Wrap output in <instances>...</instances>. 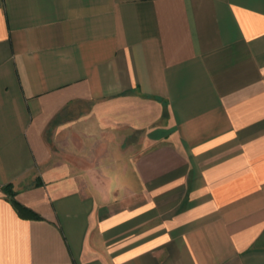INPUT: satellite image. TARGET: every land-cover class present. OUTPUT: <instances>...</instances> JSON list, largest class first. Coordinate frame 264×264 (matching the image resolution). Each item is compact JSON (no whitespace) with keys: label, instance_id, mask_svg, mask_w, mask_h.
Here are the masks:
<instances>
[{"label":"crops","instance_id":"obj_1","mask_svg":"<svg viewBox=\"0 0 264 264\" xmlns=\"http://www.w3.org/2000/svg\"><path fill=\"white\" fill-rule=\"evenodd\" d=\"M0 264H264V0H0Z\"/></svg>","mask_w":264,"mask_h":264},{"label":"trees","instance_id":"obj_2","mask_svg":"<svg viewBox=\"0 0 264 264\" xmlns=\"http://www.w3.org/2000/svg\"><path fill=\"white\" fill-rule=\"evenodd\" d=\"M3 191L20 217L27 219H42L40 215L23 206L16 200L15 192L10 185L3 187Z\"/></svg>","mask_w":264,"mask_h":264},{"label":"rangeland","instance_id":"obj_3","mask_svg":"<svg viewBox=\"0 0 264 264\" xmlns=\"http://www.w3.org/2000/svg\"><path fill=\"white\" fill-rule=\"evenodd\" d=\"M65 155H66V153H65ZM73 159H74V158H73ZM60 160H61V158H59V157L57 156L56 158L53 159V161H52L51 164H53V163H57V162H60ZM72 161H73V162L76 161V162L81 163L82 160H79V159H76V158H75V159L72 160Z\"/></svg>","mask_w":264,"mask_h":264}]
</instances>
